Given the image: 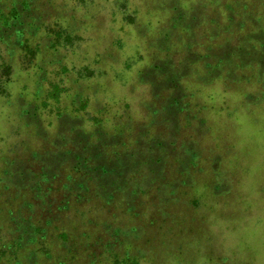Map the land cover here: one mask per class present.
Masks as SVG:
<instances>
[{
  "label": "rangeland",
  "instance_id": "1",
  "mask_svg": "<svg viewBox=\"0 0 264 264\" xmlns=\"http://www.w3.org/2000/svg\"><path fill=\"white\" fill-rule=\"evenodd\" d=\"M263 174L264 0H0V264H264Z\"/></svg>",
  "mask_w": 264,
  "mask_h": 264
},
{
  "label": "trees",
  "instance_id": "2",
  "mask_svg": "<svg viewBox=\"0 0 264 264\" xmlns=\"http://www.w3.org/2000/svg\"><path fill=\"white\" fill-rule=\"evenodd\" d=\"M228 180V186L225 188V190H218L216 191V196H219V192L222 194H225V196L229 199H232V201H237L239 200L241 202V190L239 189L238 186V181H236V183L233 184L231 177L227 178ZM241 184V183H240ZM214 190H216L215 186L213 187ZM263 193V194H261ZM257 194H261L260 197H262V200L264 202V174L260 177V181L257 184ZM236 208H238V210L241 212V215L246 214V212L244 211V209L249 208L248 206H244L241 207V204H238L236 202ZM235 207H233L235 209ZM208 208L211 209V206L208 205ZM250 209V208H249ZM214 211V209H211ZM222 210V209H221ZM243 210V211H242ZM251 210V209H250ZM250 212V211H249ZM220 213H224L223 211ZM249 214V213H248ZM263 214V213H261ZM223 217V216H222ZM217 220V219H216ZM165 221V219H164ZM154 222L155 226L157 228H164L162 230H167L168 235L164 238L161 239V243H163L164 245L167 244H173V242H171L173 236H176V234L173 232L174 231V225L170 224L168 221L166 222ZM179 221H176V223H178ZM154 223H152L154 225ZM192 228H190L191 230ZM210 230L208 231L207 234H205L203 237H194V235H192V237H189L188 240H186L187 242H185V244H181L180 246H176L175 248H172L173 250H163L165 251L168 255L173 256L172 259L175 261L174 264H205V262H210L209 261V257L206 255L208 254L207 252V247L205 246V243H208V246L211 249V244L206 240L207 237L209 235H215L220 233L217 228H213L210 227ZM135 234V233H134ZM152 241L150 238L146 239V243ZM201 245L203 248L205 249V254H202V259H204V261L202 262H197V258L196 257V253H198L200 250H202ZM162 251V252H163ZM213 259V258H212ZM139 260H142L144 262H147L148 264H160L159 263V258H154L153 255H150L148 257H144V256H138L135 255L134 257L131 258H123V263L122 264H140ZM219 260V259H218ZM217 260V261H218ZM171 264V263H170Z\"/></svg>",
  "mask_w": 264,
  "mask_h": 264
}]
</instances>
